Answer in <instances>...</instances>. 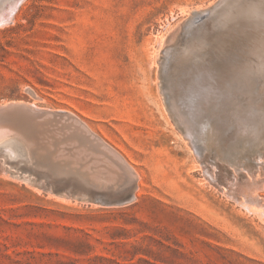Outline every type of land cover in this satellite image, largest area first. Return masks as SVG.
<instances>
[{
	"label": "rangeland",
	"instance_id": "1",
	"mask_svg": "<svg viewBox=\"0 0 264 264\" xmlns=\"http://www.w3.org/2000/svg\"><path fill=\"white\" fill-rule=\"evenodd\" d=\"M224 4L24 0L0 26V130L28 153L22 163L0 156V264H264V144L239 142L226 83L236 60L179 70L182 45ZM205 9L198 31L190 27ZM174 97L198 136L171 115ZM13 102L29 107L2 108ZM211 127L216 154L198 146ZM132 185L134 201L117 205Z\"/></svg>",
	"mask_w": 264,
	"mask_h": 264
},
{
	"label": "bare ground",
	"instance_id": "2",
	"mask_svg": "<svg viewBox=\"0 0 264 264\" xmlns=\"http://www.w3.org/2000/svg\"><path fill=\"white\" fill-rule=\"evenodd\" d=\"M24 1V0H23ZM22 1V2H23ZM221 1V0H220ZM225 1V4L221 7L220 5H218L220 8L219 9H214L215 7H217L216 3L214 5L213 10L207 11L208 15L206 14V16L210 17L212 16V18H210V22L205 25L204 30H202L199 34H197L195 37H193L191 40H189L188 42H184L185 44L182 45L181 48V57L179 58V62H180V69L188 68V66L190 67V65L197 64L198 63V68L199 67V63L201 61H204L206 59L209 60H214L215 59H219V58H224L226 56H230L232 58H235L236 60V66L233 69L234 73L231 77H229L230 79H226V83H227V87H229L230 89L233 90L234 93V100L235 103L234 105L236 107H234V109L236 108L235 112H234V120L236 122L237 126L241 127V141H239L243 146L244 144H247L250 147H257L259 145H263L264 144V110H263V106L264 105V0H249L247 3H240L237 0H232V1H227L226 0H222ZM17 0H0V26H3L7 23H9L14 14L16 13V11L14 12V14L12 15L13 11L15 10V4H16ZM21 2V3H22ZM20 6V5H19ZM18 6V7H19ZM213 6V5H212ZM211 7V6H210ZM18 9V8H17ZM205 10H196L194 12V14H190V16H192L189 20V26H196L197 28L195 30H197L200 26V24L198 25V23L202 22L203 23V19L205 18ZM212 12V13H211ZM211 14V15H210ZM194 15V16H193ZM206 17V18H207ZM189 18V16H188ZM188 23L187 21H184V24ZM201 23V24H202ZM187 25V26H188ZM204 25V24H202ZM188 26V27H189ZM189 27V28H190ZM191 29V28H190ZM203 29V28H202ZM180 30V29H178ZM185 30H189L188 28ZM184 31V30H183ZM186 31V32H187ZM198 31V30H197ZM182 33V32H181ZM180 33V34H181ZM184 33V32H183ZM188 33V32H187ZM182 35V36H181ZM180 36L183 37V34H181ZM179 37V36H178ZM187 37V36H185ZM184 37V38H185ZM180 38V37H179ZM189 39L191 37H188ZM159 41V48L164 44V39L163 37H160L158 39ZM184 39H182L183 41ZM178 41V40H177ZM185 41V40H184ZM176 42V41H175ZM175 42H173L175 44ZM179 42V41H178ZM177 42V43H178ZM170 44L169 46H172L174 44ZM181 43V42H180ZM177 44H175L174 46H176ZM173 47V46H172ZM179 47V45H178ZM168 48V45H167ZM171 48V47H169ZM168 48V49H169ZM164 49V46H163ZM167 49V50H168ZM174 49V48H172ZM176 49V48H175ZM170 50V49H169ZM167 52H170V51ZM179 50V49H178ZM177 50V51H178ZM164 51V50H163ZM166 52V53H167ZM160 53V52H159ZM177 55L176 51L175 55L179 56V54ZM161 54V53H160ZM165 54V53H164ZM163 54V55H164ZM170 54V53H169ZM161 56V55H159ZM158 56V59H159ZM174 56V55H173ZM164 57L166 58L167 55L165 54ZM172 57V56H171ZM176 57V56H175ZM157 58V57H156ZM163 58V57H161ZM178 59V58H177ZM174 59V60H177ZM163 60V59H161ZM169 63L170 60L172 59H166ZM227 60V59H226ZM159 61V60H158ZM165 61V60H164ZM231 61V60H230ZM161 62V61H160ZM163 62V61H162ZM161 62V63H162ZM176 61H174L175 63ZM208 62V61H207ZM213 62V61H212ZM215 62V61H214ZM232 62V61H231ZM164 63V62H163ZM168 63V64H169ZM189 64V65H187ZM201 64V63H200ZM212 64V63H211ZM158 65V64H157ZM164 65H167L166 62ZM203 65V64H202ZM224 65V64H223ZM160 66V65H159ZM196 66V65H194ZM193 66V67H194ZM183 67V68H182ZM214 67V66H213ZM216 67V66H215ZM157 68V67H156ZM166 68V67H165ZM163 67L162 70H167V68L165 69ZM185 68V69H186ZM210 68V67H209ZM190 69V68H189ZM195 68L192 69V71ZM187 70V69H186ZM210 70V69H209ZM222 70V69H221ZM230 70V69H229ZM185 71V70H183ZM202 71L203 70H200ZM227 71V70H226ZM191 72V71H188ZM194 72V71H193ZM197 72V71H196ZM163 75L165 72H162ZM167 73V72H166ZM178 73V72H177ZM180 73V72H179ZM182 73V72H181ZM207 73V71H206ZM211 73V72H210ZM215 72H212L211 74H213ZM194 74H196L194 72ZM193 74V75H194ZM209 74V73H208ZM218 74V73H216ZM160 75V74H159ZM163 75H160L163 76ZM202 75V74H200ZM198 75V77L200 76ZM207 75V74H206ZM210 75V74H209ZM208 75V76H209ZM186 76V75H185ZM196 76V75H195ZM193 76V77H195ZM170 77V76H169ZM192 77V76H191ZM202 77V76H201ZM204 77V76H203ZM206 77V76H205ZM166 78V76H165ZM164 78V80H165ZM174 78V77H173ZM197 78V77H196ZM171 79V78H170ZM191 79V78H190ZM208 79V78H207ZM162 80V79H160ZM172 80V79H171ZM169 80V78L167 77V82L171 81ZM177 80V78L175 79ZM201 80V79H200ZM199 80V81H200ZM204 80V79H203ZM179 81V80H178ZM177 83H180L178 82ZM166 82V80L164 81V83ZM166 82V83H167ZM188 82V81H187ZM165 83V86L168 84ZM172 83V82H170ZM175 83V82H174ZM174 83H172L171 85H173ZM161 84V82H160ZM163 84V83H162ZM161 86H164L163 85ZM169 85V84H168ZM167 85V86H168ZM217 85V84H216ZM219 85H222L221 83H219ZM166 86V87H167ZM175 87H179V85L176 84L174 85ZM181 86V83H180ZM183 86V85H182ZM180 87L184 88V87ZM177 87V88H178ZM226 87V85H225ZM169 86L167 87V91H168ZM171 88V87H170ZM175 88V89H177ZM197 88V87H196ZM214 87L213 86H209L208 90L210 92V90H212ZM186 89V86H185ZM198 89V88H197ZM164 90V89H163ZM173 90V89H171ZM204 90V89H203ZM206 90V91H208ZM220 90V89H219ZM222 90V89H221ZM175 91V90H174ZM178 91V90H177ZM217 91V90H216ZM164 92V91H163ZM192 92V91H191ZM166 93V92H165ZM203 93V92H202ZM227 93H229V91H226V94H223L224 96H229L227 95ZM164 94V93H163ZM171 95V98L173 97L171 93H169ZM180 94V92H179ZM179 94H177V96H179ZM208 94V93H207ZM168 95V92L167 94ZM176 94L174 93V96ZM196 95V94H195ZM202 95V94H201ZM205 95V94H203ZM217 95V94H216ZM222 95V96H223ZM169 96V95H168ZM176 96V97H177ZM221 96V95H219ZM221 96V97H222ZM175 98L174 102L170 101L172 99L168 100V103L170 101L169 104L170 108L172 109V111H170L171 115L173 116H177V118L179 119V121L182 123H178L179 127L184 126V132L189 135L190 137H195L196 135L198 136V133L193 136V130L192 126H189V122H190V118L188 116V111L184 112V110L186 108H182L183 111L179 110V108L176 107L177 102H175L177 100V98ZM189 97V96H188ZM187 97V98H188ZM213 97V96H212ZM218 97V96H217ZM170 98V96H169ZM179 98V97H178ZM181 98V96H180ZM185 99V97H182ZM181 98V100H182ZM167 99V98H166ZM167 101V100H166ZM179 102L180 99H179ZM178 102V104H179ZM183 102V101H182ZM194 102V101H193ZM233 102V100H232ZM231 102V104H232ZM196 104V103H195ZM194 104V105H195ZM220 104V103H219ZM35 105V104H34ZM180 105V104H179ZM178 105V107H179ZM183 105V104H182ZM188 105V103H187ZM230 105V104H229ZM29 107L27 106V104L24 102H13V103H7L5 105H3V109L6 108H13V107ZM186 106V105H185ZM184 106V107H185ZM197 106V105H196ZM187 107V106H186ZM193 107V106H192ZM40 108V107H39ZM168 108V106H167ZM188 108V107H187ZM210 108V107H209ZM191 109V108H190ZM43 110V109H42ZM170 110V109H169ZM33 110H31L32 112ZM190 111V110H189ZM199 111V110H198ZM46 112V111H44ZM53 112V111H52ZM51 111L49 112L50 115H55L54 113H52ZM63 112V111H62ZM194 113V110L192 111ZM196 112V111H195ZM43 113V112H42ZM58 113V112H57ZM35 114V113H34ZM47 114V113H44ZM191 115V114H190ZM215 115V114H214ZM194 116V115H193ZM233 116V115H232ZM231 116V117H232ZM173 118V117H172ZM177 119V120H178ZM174 120V119H173ZM206 121V120H205ZM208 124L209 121L207 120ZM78 123V122H77ZM80 124V123H79ZM190 125H192V123H190ZM204 125V124H202ZM200 124V126H202ZM82 126V125H81ZM199 126V127H200ZM198 127V128H199ZM214 127V126H213ZM211 127L209 130H207L203 135V139L201 137L200 140H203L202 145H198L199 148H201L200 150L204 151V150H212L214 149V152L216 154L217 152V143L216 145L214 144V140L219 137V129L218 127L213 128ZM224 127V126H223ZM197 128V126L195 127ZM204 130V129H203ZM205 131V130H204ZM203 131V132H204ZM225 130H223L224 132ZM240 131V130H239ZM202 132V133H203ZM227 132V131H226ZM230 133V131H229ZM237 133V132H236ZM225 134V133H224ZM235 134V133H234ZM9 135V131H3L0 130V156L5 158H13V159H18L17 161L19 162H25L26 158H27V151L25 149V147L23 146V143H21L19 140L12 138V137H8ZM186 135V136H187ZM201 135V134H200ZM226 136L231 135L228 134V132L225 134ZM185 136V134H184ZM236 136V135H234ZM231 136H228V138ZM18 138V137H17ZM96 141V144L100 146L101 150L102 147H106L107 149H110L109 146H107V144H105L100 138H98L97 136L93 137ZM200 138V137H199ZM220 138V137H219ZM233 138V137H231ZM229 138V139H231ZM228 141L230 142L231 140H234L235 138L231 139ZM187 140V139H186ZM193 140V139H191ZM190 140V141H191ZM220 140V139H219ZM224 141V139H222ZM227 141V139H225ZM221 141V140H220ZM225 141V143H227ZM33 142V141H31ZM186 142V141H185ZM187 143L188 140H187ZM224 143V142H223ZM197 144V143H196ZM27 145V144H25ZM29 145V144H28ZM190 145V143H189ZM219 148H226L222 146V141H221V145H219ZM224 146H227L224 144ZM229 147V146H228ZM242 146L238 149H241ZM260 148V147H259ZM263 148V147H262ZM221 149H219V151H221ZM199 150V151H200ZM226 150H229L226 148ZM232 150V149H231ZM259 150V149H258ZM236 151V150H235ZM40 152V151H39ZM104 152V150H103ZM234 152V151H232ZM238 152V151H237ZM192 154V153H191ZM223 154L226 155V153L224 152ZM231 154V153H230ZM109 158H111L112 162H114L119 168H123L124 165H122L120 163V160L117 159L115 156H110L108 154H106ZM226 157V156H225ZM235 157V156H234ZM29 158V157H28ZM1 159V158H0ZM30 159V158H29ZM32 159V158H31ZM3 160V159H2ZM254 160V159H253ZM15 161V160H14ZM27 161V160H26ZM256 161V160H255ZM16 162V161H15ZM19 163V165L21 164ZM2 164V162H1ZM4 164V162H3ZM18 164V163H17ZM34 164V163H33ZM9 166V165H8ZM7 166V167H8ZM23 166V165H22ZM34 166V165H33ZM3 167L5 168L6 166L3 165ZM6 167V168H7ZM32 167V166H31ZM36 167V166H35ZM5 168V169H6ZM10 168V166H9ZM19 169V167H17ZM26 168V167H25ZM38 168V167H37ZM30 170V168L28 169ZM40 170V169H39ZM47 170V169H46ZM56 170V169H55ZM32 171V170H31ZM35 171V170H34ZM52 171V170H51ZM132 171V170H131ZM15 172V171H14ZM21 172V171H20ZM33 172V171H32ZM12 173V172H11ZM38 173V172H37ZM36 173V174H37ZM40 173V172H39ZM50 173V172H49ZM74 173V172H73ZM132 173V172H131ZM41 174V173H40ZM60 174V173H59ZM27 174H23L20 175L23 179H26ZM29 176V175H28ZM37 176V175H34ZM45 176V175H43ZM56 176V175H55ZM39 177V176H38ZM33 178V177H32ZM45 178V177H42ZM133 178V175H132ZM14 179V178H13ZM41 179V178H38ZM17 180V177H16ZM44 180V179H43ZM46 180V179H45ZM133 182L136 183L137 178L136 175L134 174V178H133ZM25 181V180H24ZM43 182V181H42ZM41 182V183H42ZM89 182V181H88ZM26 183V182H24ZM57 183V182H56ZM28 184V183H27ZM36 184V183H35ZM40 184V183H39ZM49 185V183H47ZM54 184V183H53ZM65 184V183H64ZM90 184V183H89ZM94 184V183H93ZM30 185V184H29ZM43 185V183L41 184ZM40 185V186H41ZM96 185V184H94ZM104 185V184H103ZM57 186V184H56ZM60 186V185H59ZM64 186V185H63ZM42 187V186H41ZM53 187V186H52ZM65 187V186H64ZM63 187V189H64ZM71 187V185H70ZM68 187V188H70ZM74 188V187H73ZM59 189V188H58ZM62 189V188H61ZM137 189V186H135V191ZM69 190V189H68ZM72 190V189H71ZM89 189H87L88 191ZM91 190V189H90ZM105 190V189H104ZM86 191V192H87ZM133 193V196L130 200L134 201L135 199V192ZM69 192V191H68ZM77 192V191H76ZM71 193V192H70ZM69 193V194H70ZM58 194V193H57ZM78 194V192H77ZM82 194V193H80ZM87 194V193H86ZM92 194V193H91ZM90 194V196H91ZM99 194V193H98ZM61 195V194H60ZM64 196H66L65 194H63ZM84 195V194H83ZM105 195V194H104ZM79 196V195H78ZM86 196V195H85ZM88 196V195H87ZM86 196V197H87ZM94 196V195H93ZM98 196H102L101 194ZM96 196V197H98ZM76 197V196H75ZM82 197V195H81ZM95 197V196H94ZM103 197V196H102ZM101 197V198H102ZM106 198V196L104 197ZM112 198V197H111ZM91 199H93V197H91ZM110 199V198H109ZM105 200V199H104ZM82 201V200H81ZM90 201V200H87ZM100 201V200H99ZM115 201V200H114ZM119 201V200H118ZM85 202V201H84ZM110 202V201H109ZM112 202V201H111ZM106 203V202H104ZM118 205V204H117Z\"/></svg>",
	"mask_w": 264,
	"mask_h": 264
},
{
	"label": "water",
	"instance_id": "3",
	"mask_svg": "<svg viewBox=\"0 0 264 264\" xmlns=\"http://www.w3.org/2000/svg\"><path fill=\"white\" fill-rule=\"evenodd\" d=\"M23 0H17L16 4H15V10L13 11L12 15L14 14V12L17 10L18 6L21 4ZM135 191V185H132L130 187V189L128 190V193L119 200V202L117 203L118 205H126L130 203V200L133 196V193Z\"/></svg>",
	"mask_w": 264,
	"mask_h": 264
}]
</instances>
